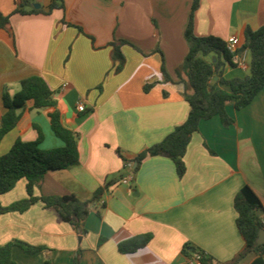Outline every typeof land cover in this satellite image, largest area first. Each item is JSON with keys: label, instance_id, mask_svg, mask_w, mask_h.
I'll return each mask as SVG.
<instances>
[{"label": "crops", "instance_id": "0c3cea01", "mask_svg": "<svg viewBox=\"0 0 264 264\" xmlns=\"http://www.w3.org/2000/svg\"><path fill=\"white\" fill-rule=\"evenodd\" d=\"M19 1L0 0V13L11 17L13 30L0 29V121L7 111L4 93L16 95L22 80L43 77L65 126L79 135V163L40 177L34 195L88 201L104 192L91 207L85 234L38 202L22 213L0 215V246L18 240L44 248L29 255L15 246L18 264H74L79 253L78 264H201L183 254L186 245L214 264L231 261L244 248L234 208L244 186L261 200L264 217V89L241 110L226 105L234 120L230 127L219 116L200 123L184 157L182 179L174 163L162 156L147 157L135 174L126 168V162L188 118L183 94L193 91L186 90L182 65L189 51L184 34L193 0H65L63 10L26 16L14 14ZM50 4L34 0L36 9L46 11ZM262 27L264 0H201L194 16L198 37L225 42L238 37L241 58L246 30ZM115 39L131 44L122 48L126 64L119 73L109 47ZM250 61L248 53L244 65L236 60L226 64L224 78L248 76ZM146 85H151L148 91ZM79 104H85L84 112ZM49 112L33 109L31 102L19 110V122L3 138L0 156L18 139L36 141L34 126L44 134L42 149L63 146L51 130ZM131 175L132 181L123 183ZM27 183L19 180L0 196L1 204L26 198ZM147 233L153 240L145 248L119 252L121 242ZM256 258L250 253L238 264Z\"/></svg>", "mask_w": 264, "mask_h": 264}, {"label": "trees", "instance_id": "16d2710c", "mask_svg": "<svg viewBox=\"0 0 264 264\" xmlns=\"http://www.w3.org/2000/svg\"><path fill=\"white\" fill-rule=\"evenodd\" d=\"M200 3L201 0H193L189 24L184 34L189 51L182 70L188 78V82H185L186 90L193 91L191 94L187 91L183 94L190 106L188 118L161 142L141 152L133 160L134 167L130 169L131 174L138 171L147 157L162 156L174 163L177 175L182 179L187 171L184 157L194 134L199 130L200 123L219 116L224 126L230 127L234 120L227 114L226 105L233 103L237 110H241L249 106L264 89V27L257 31L247 29L245 32L243 49L250 53V74L244 78L227 80L223 76V70L226 64L234 65V56L228 50L227 42L214 36L195 35L194 16ZM55 9H65V0H51L46 11L36 9L34 0H20L14 14L23 16L50 14ZM10 18L0 13V29L13 34ZM79 30L82 32L80 28ZM124 45L131 44L126 40L115 39L109 45L115 73L121 72L126 64L122 51ZM165 75L166 80L172 82L167 74ZM215 77L218 78L216 85L220 84L224 88L216 90L215 85L210 89ZM20 85L21 90L16 95L12 96L8 92L3 95V104L7 111L0 121V144L3 138L17 126L20 119L18 111L31 102L35 110L50 111L48 116L51 130L63 146L50 150L42 149L40 144L44 140V134L38 126H34L38 133L36 141L18 139L6 154L0 156V196L12 191L19 180L28 181L27 197L9 206H3L0 202V215L8 212L22 213L40 202L45 208L57 210L64 222L74 226L77 232L83 235L87 232L85 223L91 207L101 199L104 189L98 191L93 199L88 201H82L74 195L41 197L34 195L36 181L40 177L50 171L67 169L79 163V135L65 126L55 93L43 77L31 76L22 80ZM150 88L151 85H146L144 89L148 91ZM128 163L126 162V168ZM234 208L237 213L236 227L244 241V248L231 261L224 264H238L250 253L257 255L251 264H264V244H257L259 232L264 229L260 215L263 211L261 200L250 186H244L234 198ZM152 240L151 233L137 235L121 242L118 250L121 254H133L145 248ZM15 246L29 255L44 249L15 240L0 246V264H18L12 255ZM195 253L200 254L201 264H214L212 259L206 258L195 248L189 245L183 247V254L190 260ZM79 261L80 253L74 264H78Z\"/></svg>", "mask_w": 264, "mask_h": 264}, {"label": "built area", "instance_id": "2783aa9c", "mask_svg": "<svg viewBox=\"0 0 264 264\" xmlns=\"http://www.w3.org/2000/svg\"><path fill=\"white\" fill-rule=\"evenodd\" d=\"M239 46H240V40H239L238 37H232V38H230V39L227 41V48H228V50L231 52V54H233V56H234V60H236L237 63H238L239 65L242 66V65L245 64V60H246L247 55H248L249 52H248L247 50H244V56L241 58V57L239 56ZM67 85H68V84L66 83V84H65V87H66ZM78 110H79L80 112H84V111L86 110L85 104H79V105H78ZM127 167H128L129 169H133V167H134V163H133V161H130V162L127 164ZM130 181H132V175L129 176L128 178L124 179V180H123V183L128 184V183H130ZM261 221H262V224L264 225V217H262ZM199 259H200V254L195 253L194 256H193L192 261L199 262Z\"/></svg>", "mask_w": 264, "mask_h": 264}, {"label": "water", "instance_id": "95a60500", "mask_svg": "<svg viewBox=\"0 0 264 264\" xmlns=\"http://www.w3.org/2000/svg\"><path fill=\"white\" fill-rule=\"evenodd\" d=\"M37 7H39V6H37ZM215 59V58H214ZM218 80V78L217 77H215L214 79H213V81L211 82V84H210V89L213 87V85L215 84V82ZM257 244L258 245H262V244H264V229L263 230H261L260 232H259V236H258V239H257Z\"/></svg>", "mask_w": 264, "mask_h": 264}]
</instances>
